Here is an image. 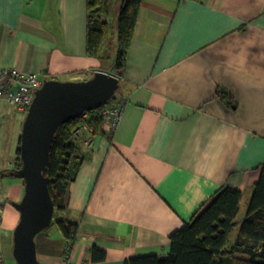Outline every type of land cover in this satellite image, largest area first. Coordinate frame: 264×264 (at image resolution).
Masks as SVG:
<instances>
[{"label":"crops","instance_id":"1","mask_svg":"<svg viewBox=\"0 0 264 264\" xmlns=\"http://www.w3.org/2000/svg\"><path fill=\"white\" fill-rule=\"evenodd\" d=\"M116 2L100 18L114 20ZM87 17V0H0V69L59 80L113 73L87 54ZM116 95L126 106L113 134L102 123L90 144L80 139L83 160L62 212L77 225L75 240L66 252L58 227L42 230L38 264H62L66 253L70 264L164 257L170 233L224 186L241 191L242 220L264 169V0H141ZM24 116L0 98V171L17 169ZM5 173L0 264H17L12 202L24 182ZM93 248L104 256L93 258Z\"/></svg>","mask_w":264,"mask_h":264},{"label":"trees","instance_id":"2","mask_svg":"<svg viewBox=\"0 0 264 264\" xmlns=\"http://www.w3.org/2000/svg\"><path fill=\"white\" fill-rule=\"evenodd\" d=\"M110 2L87 0V54L99 59L110 54V22L100 18L101 13L107 14ZM140 5L141 0H122L116 16L117 52L111 68L119 78L124 71ZM104 43H107L106 52L103 50ZM216 96L224 103L229 102V94L225 90L218 88ZM103 107L86 110L87 116L81 114L65 121L55 132L45 172L55 211H65L68 185L75 179L83 160L81 146L74 141L73 132L83 123L95 131L100 129ZM19 154L18 147L14 161L17 168L21 166ZM15 170L14 167L1 170L0 177L5 172L15 175ZM240 198L241 191L236 188H219L189 222L170 233V248L166 256H135L126 259L123 264H264V169L254 183L246 214L238 222L236 215ZM55 223L71 246L76 236V223L66 222L63 218L56 219ZM236 225L237 231L231 239V232ZM96 252L97 249L93 248V258L104 256L103 252L96 256Z\"/></svg>","mask_w":264,"mask_h":264},{"label":"water","instance_id":"3","mask_svg":"<svg viewBox=\"0 0 264 264\" xmlns=\"http://www.w3.org/2000/svg\"><path fill=\"white\" fill-rule=\"evenodd\" d=\"M119 86L120 78L114 73L95 70L80 80L45 78L35 90L19 138L21 166L14 172L24 182L21 200L12 202L19 212L13 229L17 264H38L36 235L53 220L55 208L45 172L55 132L65 121L106 104Z\"/></svg>","mask_w":264,"mask_h":264},{"label":"built area","instance_id":"4","mask_svg":"<svg viewBox=\"0 0 264 264\" xmlns=\"http://www.w3.org/2000/svg\"><path fill=\"white\" fill-rule=\"evenodd\" d=\"M42 81L43 79L39 73L2 68L0 69V98L7 100L10 104H14L26 112L33 100L35 90L41 86ZM103 106L101 112L102 123L107 127L105 131L110 136L116 130L121 120L126 106V99L115 95ZM82 115L87 116V111H84ZM93 132V127L83 123L73 133L74 136L84 135L85 138L83 139L86 142H91L89 138ZM63 264H70L68 256H66Z\"/></svg>","mask_w":264,"mask_h":264},{"label":"rangeland","instance_id":"5","mask_svg":"<svg viewBox=\"0 0 264 264\" xmlns=\"http://www.w3.org/2000/svg\"><path fill=\"white\" fill-rule=\"evenodd\" d=\"M117 5H120L119 3L116 2ZM120 8V6H119ZM116 16L118 14V7L116 8ZM114 14V13H113ZM116 16L114 18V20L111 19L110 21V30L108 32V35H109V40H108V46L110 48V54L107 55V56H104L102 58V62H103V65L104 66H112L114 63V60H115V56H116V52H117V42H116ZM119 92V88L115 91V95ZM73 136H74V133H73ZM74 138V141H77L78 144L81 143L80 139L82 138L80 135H76L73 137ZM89 139H92V137H90ZM84 140V139H83ZM88 140V139H87ZM86 144H90V142H86ZM55 219H62V213L61 212H58V211H55L54 214H53V220L51 222V224L47 227V229H51V231H54L55 228H57L56 226V220ZM58 229V228H57ZM237 231V226L234 227V229L232 230L231 232V239L234 238V234L236 233Z\"/></svg>","mask_w":264,"mask_h":264},{"label":"bare ground","instance_id":"6","mask_svg":"<svg viewBox=\"0 0 264 264\" xmlns=\"http://www.w3.org/2000/svg\"><path fill=\"white\" fill-rule=\"evenodd\" d=\"M55 220H56V219H55ZM69 249H70V244H69L68 242H66V245H65V251L68 252ZM66 256H68L67 253L65 254V258H66ZM68 260H69V257H68ZM64 261H65V260H64ZM64 261H63V263H64ZM63 263H62V264H63ZM69 263H70V262H69Z\"/></svg>","mask_w":264,"mask_h":264}]
</instances>
